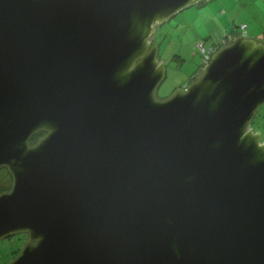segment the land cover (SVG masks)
Wrapping results in <instances>:
<instances>
[{"label":"water","instance_id":"obj_1","mask_svg":"<svg viewBox=\"0 0 264 264\" xmlns=\"http://www.w3.org/2000/svg\"><path fill=\"white\" fill-rule=\"evenodd\" d=\"M208 1L0 0L9 264H264V41L156 97V27Z\"/></svg>","mask_w":264,"mask_h":264},{"label":"rangeland","instance_id":"obj_2","mask_svg":"<svg viewBox=\"0 0 264 264\" xmlns=\"http://www.w3.org/2000/svg\"><path fill=\"white\" fill-rule=\"evenodd\" d=\"M244 25L246 38L264 41V0H210L191 6L158 25L152 43L159 47L158 59L166 68V78L156 92L157 99L166 100L184 91L194 77L199 78L205 66L198 49L200 42L217 51L220 49L217 46L226 42L228 36L242 35ZM251 128L260 132L264 141V105ZM12 185L7 168H1L0 194L10 191ZM27 240L26 234L0 240V264L13 262Z\"/></svg>","mask_w":264,"mask_h":264},{"label":"built area","instance_id":"obj_3","mask_svg":"<svg viewBox=\"0 0 264 264\" xmlns=\"http://www.w3.org/2000/svg\"><path fill=\"white\" fill-rule=\"evenodd\" d=\"M241 31H242V35H240V36L245 37V35L247 33V27L245 25L242 26ZM198 49H199L200 54L202 56V62L204 65H206L208 62H210L213 54L216 52V48H213V47L207 48L206 44L204 42H200L198 44Z\"/></svg>","mask_w":264,"mask_h":264},{"label":"trees","instance_id":"obj_4","mask_svg":"<svg viewBox=\"0 0 264 264\" xmlns=\"http://www.w3.org/2000/svg\"><path fill=\"white\" fill-rule=\"evenodd\" d=\"M228 42H230V41H228ZM223 46H224V45L220 44V45H218L217 47H218V48H222ZM218 48H217V49H218ZM199 71L201 72V68H200ZM196 79H197V78L194 77V78L190 81V83H191V82H194ZM44 134H45L44 132H40V133L36 134V135L32 138V140H31V145L36 144L37 141L39 140V138L42 137ZM9 175H10V174H9ZM18 255H19V254H18Z\"/></svg>","mask_w":264,"mask_h":264},{"label":"flooded vegetation","instance_id":"obj_5","mask_svg":"<svg viewBox=\"0 0 264 264\" xmlns=\"http://www.w3.org/2000/svg\"><path fill=\"white\" fill-rule=\"evenodd\" d=\"M231 39H232V38L228 36V37L226 38V42H224L222 45H226V44H228V43H229L228 41H231ZM44 133H45V132H44ZM45 135H46V133H45L42 137H40L39 140H40L41 138H43ZM39 140H38V141H39ZM38 141H37V143H38ZM37 143H36V144H37ZM34 145H35V144H34Z\"/></svg>","mask_w":264,"mask_h":264},{"label":"crops","instance_id":"obj_6","mask_svg":"<svg viewBox=\"0 0 264 264\" xmlns=\"http://www.w3.org/2000/svg\"><path fill=\"white\" fill-rule=\"evenodd\" d=\"M232 38V37H231ZM254 39V38H253Z\"/></svg>","mask_w":264,"mask_h":264}]
</instances>
